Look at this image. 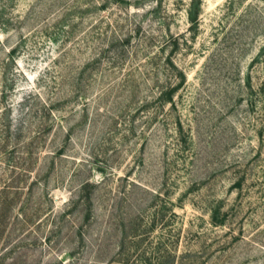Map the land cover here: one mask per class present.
<instances>
[{"label": "rangeland", "instance_id": "374dc122", "mask_svg": "<svg viewBox=\"0 0 264 264\" xmlns=\"http://www.w3.org/2000/svg\"><path fill=\"white\" fill-rule=\"evenodd\" d=\"M0 264H264V0H0Z\"/></svg>", "mask_w": 264, "mask_h": 264}]
</instances>
